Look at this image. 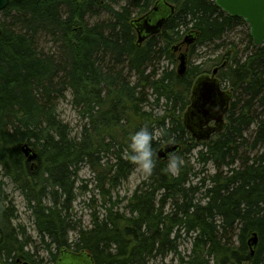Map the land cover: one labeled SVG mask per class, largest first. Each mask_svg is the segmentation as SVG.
<instances>
[{
  "label": "trees",
  "instance_id": "obj_1",
  "mask_svg": "<svg viewBox=\"0 0 264 264\" xmlns=\"http://www.w3.org/2000/svg\"><path fill=\"white\" fill-rule=\"evenodd\" d=\"M158 1L10 0L0 12L2 264H19L18 258L35 264L25 252L31 236L16 223L10 185L20 190L56 264L64 251H88L93 264H147L169 255L178 264H264V45L253 46L248 35L246 57L233 46L180 77L161 64L174 60L172 47L185 32L198 34L183 46L189 58L198 46L222 42L243 19L226 14L215 0H163L174 14L161 33L138 45L134 21ZM215 69L232 100L224 129L196 142L183 115L194 81ZM67 93L86 120L76 136L58 112ZM143 127L155 134V168L121 210L113 191L137 168L125 152L130 135ZM168 143L180 146L176 155L183 164L175 174L164 171L168 160L158 158ZM24 144L38 154L34 171L21 152ZM82 165L93 170L105 202L85 228L71 214ZM183 239L190 244L187 257Z\"/></svg>",
  "mask_w": 264,
  "mask_h": 264
},
{
  "label": "water",
  "instance_id": "obj_2",
  "mask_svg": "<svg viewBox=\"0 0 264 264\" xmlns=\"http://www.w3.org/2000/svg\"><path fill=\"white\" fill-rule=\"evenodd\" d=\"M21 1V0H15ZM10 0H0V12L8 5ZM217 6L231 17H240L250 26L251 37L255 46L264 45V0H215ZM173 5L160 0L141 18L134 21L138 34L137 44L141 45L149 37L161 32L170 16L174 14ZM197 33L189 32L181 43L172 47V52L177 53L183 46H190L197 38ZM2 29L0 27V39ZM180 64L177 74L183 77L187 72L188 53L185 51L178 56ZM218 69L211 75L204 74L199 76L193 83L190 96V105L183 115V123L186 130L191 134L196 142H207L216 133L221 132L225 126V117L229 110L232 93L222 89L219 79L216 77ZM214 122V126L211 123ZM180 146L176 143H168L158 151V158L168 160L169 153L179 151ZM23 156L31 163L32 169L36 167L37 152L28 144L21 147ZM258 244L257 234L249 240L251 254L254 255ZM19 264H30L27 261L17 259ZM0 264H2L0 262ZM57 264H93L90 252L73 253L64 251Z\"/></svg>",
  "mask_w": 264,
  "mask_h": 264
},
{
  "label": "rangeland",
  "instance_id": "obj_3",
  "mask_svg": "<svg viewBox=\"0 0 264 264\" xmlns=\"http://www.w3.org/2000/svg\"><path fill=\"white\" fill-rule=\"evenodd\" d=\"M187 32L182 37H185ZM251 37V30L249 24L243 19V22L233 28L232 30L228 31L222 42H218L213 45H205V46H198L196 48L195 54L188 58L187 68H191L193 66L202 65L204 63H208L210 60L216 58L220 54H225L227 50L231 49L233 46L239 52V56L246 57L249 51L252 49L250 45L249 37ZM252 45L254 46L253 39L251 37ZM222 43L224 44L220 48H216V45ZM174 43L170 45L172 47ZM45 46L48 48L52 46V44L47 43ZM185 52V48L179 49V51L174 55V60L171 62L170 60H164L161 64L162 66L169 67L170 69L173 67L177 72L178 66L180 61L178 60V56L181 53ZM227 58V56H226ZM173 63V64H172ZM175 63V64H174ZM223 87L230 89L226 85H222ZM71 94L66 95L65 100L60 101L58 104V112L60 114L61 119L67 123L72 131V136H76L81 131V126L85 123L86 120L82 119L79 112L74 108L71 102ZM254 130L252 127L251 131ZM166 145V144H165ZM195 153L192 156V163L195 167L199 165L195 161ZM209 172H213V167H208ZM142 171L138 170L137 168L134 170L133 174L129 177V179L124 182L120 187H118L115 191H113V201L115 198H119L121 202V210L126 205L127 199L132 196L138 185L147 177ZM78 182L77 187L79 188L76 191V199L73 203V208L71 211L72 219L77 221V224L80 226L89 227L91 225L92 215L94 213L103 212V204L104 199L98 194L95 190L94 178L95 174L93 170L87 166L82 165L81 169L78 173ZM197 181V180H196ZM88 187V190L85 188ZM8 193L10 197L13 199L16 209L18 211V219L16 220L17 224H21L26 228V234L31 236V245H29L25 252L29 253V255L34 256L35 264H56L53 262L52 256H50L45 249L43 248L42 244L39 241L38 234L35 230V225L33 223V219L31 214L27 211L25 201L21 194L14 190L13 186L10 185L8 188ZM95 196L96 201L93 202L92 198ZM125 199V200H124ZM78 236L77 230L70 232L69 239L70 242H75ZM75 248L74 246H72ZM190 250V244L187 239L182 240L181 245V253L182 256L187 257ZM53 252H57L53 250ZM179 260L175 258L174 255H169L165 259L156 258L150 260L147 264H178Z\"/></svg>",
  "mask_w": 264,
  "mask_h": 264
},
{
  "label": "clouds",
  "instance_id": "obj_4",
  "mask_svg": "<svg viewBox=\"0 0 264 264\" xmlns=\"http://www.w3.org/2000/svg\"><path fill=\"white\" fill-rule=\"evenodd\" d=\"M155 134L150 132L147 127H143L131 134L129 137L128 148L125 152L126 158L142 171L145 175L150 176L155 168L153 160L152 142ZM168 164L164 171L175 174L183 164L182 158L175 153H169L167 156Z\"/></svg>",
  "mask_w": 264,
  "mask_h": 264
},
{
  "label": "bare ground",
  "instance_id": "obj_5",
  "mask_svg": "<svg viewBox=\"0 0 264 264\" xmlns=\"http://www.w3.org/2000/svg\"><path fill=\"white\" fill-rule=\"evenodd\" d=\"M144 16V15H143ZM161 32H162V30H161ZM160 32V33H161ZM255 45V44H254ZM193 87V86H192ZM28 162V161H27ZM28 163H30V162H28ZM31 164V163H30ZM37 165H38V163H37V160H36V167L34 168V169H32V167L30 166V169L32 170V171H34V170H36L37 169ZM13 188H14V190H16V186L15 185H13ZM16 191H18L20 194H21V192H20V190L19 189H17ZM11 198V197H10ZM32 243V242H31Z\"/></svg>",
  "mask_w": 264,
  "mask_h": 264
},
{
  "label": "flooded vegetation",
  "instance_id": "obj_6",
  "mask_svg": "<svg viewBox=\"0 0 264 264\" xmlns=\"http://www.w3.org/2000/svg\"><path fill=\"white\" fill-rule=\"evenodd\" d=\"M173 54H175V53H173ZM209 75H211V74H209ZM222 89L223 90H225V91H228L227 89H225L223 86H222ZM232 100V99H231ZM230 103H231V101H230ZM229 107H230V105H229ZM188 108V107H187ZM185 113V112H184ZM215 124H214V122L213 123H211V126H214ZM24 158H25V156H24ZM25 160L27 161V159L25 158ZM30 164V163H29ZM30 166H31V164H30Z\"/></svg>",
  "mask_w": 264,
  "mask_h": 264
}]
</instances>
